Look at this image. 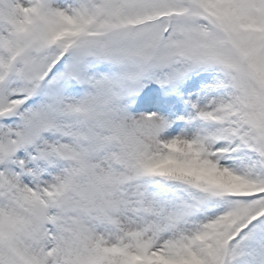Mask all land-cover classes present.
<instances>
[{
    "label": "snow or ice",
    "instance_id": "6c2138e0",
    "mask_svg": "<svg viewBox=\"0 0 264 264\" xmlns=\"http://www.w3.org/2000/svg\"><path fill=\"white\" fill-rule=\"evenodd\" d=\"M0 264H264V0H0Z\"/></svg>",
    "mask_w": 264,
    "mask_h": 264
}]
</instances>
